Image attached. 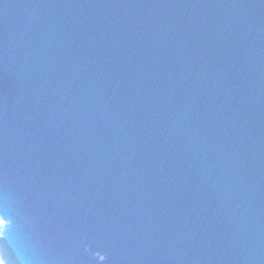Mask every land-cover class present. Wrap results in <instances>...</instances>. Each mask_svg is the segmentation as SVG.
Returning a JSON list of instances; mask_svg holds the SVG:
<instances>
[{"label":"water","instance_id":"obj_1","mask_svg":"<svg viewBox=\"0 0 264 264\" xmlns=\"http://www.w3.org/2000/svg\"><path fill=\"white\" fill-rule=\"evenodd\" d=\"M6 2L11 4L12 0H0L2 263L127 264L125 250L134 251L133 236L143 232L140 243L148 244L150 250H143L138 264H183L190 254L194 258L188 264H264V225L258 220L264 206V77L251 92L253 78L243 75L249 43L245 42V50L243 42L234 37L227 41L219 32L212 34L217 41L213 48L201 32L186 24L179 32V26L173 22L164 23L161 28L166 33H160L162 41L152 43L145 38L144 31L122 30L118 26L121 20L128 23L131 5L124 9L108 3L100 9L96 0L83 5L90 11L97 10L90 22L84 9L76 7L81 0H30L27 10L21 12L30 20L39 19L33 24L51 41L61 40V23L73 34L83 36L85 28H101L103 24L96 25L95 21L109 17L115 22L114 30L111 26L88 35L107 45L112 40L110 47L122 44L118 39L124 40L122 45L130 44L141 60L145 55L143 47H154L165 56L161 58L182 66L183 71L190 64H199L197 74L201 81L194 88L207 91L210 102L202 96H197V100L211 110L202 118L195 117V123L184 130L181 122L177 123L184 115H180L174 100L166 107L148 100L144 110L139 101L135 105L137 116H131L101 99L102 92L100 100L91 93V97H81L74 103L65 102L69 97L61 99V93L44 81L31 92H24L27 82L35 81L37 68L28 66L30 77L23 73L15 78L23 68H12L16 54L11 49L9 52L8 45L29 26H19L14 21V14L20 11L10 5L7 9ZM219 2L220 8L215 7L212 14L220 13L226 5L222 14L241 15L240 27L235 32L264 46V0ZM158 6L157 2L154 10ZM160 6L167 13L165 4ZM35 12L42 14L43 20ZM180 14L181 11L178 17ZM77 18L87 19L88 24L78 22ZM136 18L139 20L140 15ZM2 24H6L4 29ZM169 28L173 29L172 34ZM178 38L188 47V54L180 51L172 56ZM100 53L106 54L103 46ZM195 54L202 56L203 62L194 58ZM85 55L92 62L89 67L93 69L94 86L103 71L92 61L95 54L86 50ZM217 57L229 62L226 76L237 85L240 81L244 88L237 92L236 101L218 96L216 86L207 85V89L204 79L208 71L219 72L210 69V62ZM39 64L43 66L44 62ZM132 73L130 70L123 78ZM141 83L139 88L147 93L149 84L142 79ZM138 94L143 95L141 91ZM248 97L259 99L248 103ZM235 102L239 109L226 108ZM73 176L97 181L99 194L105 187L111 191V203L122 210H133L134 231L129 232L131 240L125 247L127 235L121 230L127 227L125 219L121 222L112 211L94 229L76 222V215L70 212L72 206L61 199L72 188ZM75 225L82 231L78 238L73 235ZM150 228L151 242L145 233ZM178 239L181 248L171 243L173 240L177 244ZM246 245L260 248L263 254L248 251ZM154 258L157 260L153 261Z\"/></svg>","mask_w":264,"mask_h":264}]
</instances>
